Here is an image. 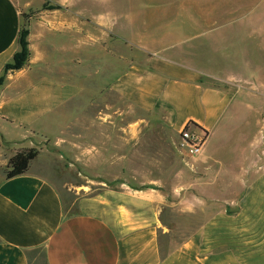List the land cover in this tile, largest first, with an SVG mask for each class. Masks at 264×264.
I'll list each match as a JSON object with an SVG mask.
<instances>
[{
    "label": "crops",
    "instance_id": "crops-1",
    "mask_svg": "<svg viewBox=\"0 0 264 264\" xmlns=\"http://www.w3.org/2000/svg\"><path fill=\"white\" fill-rule=\"evenodd\" d=\"M144 1L0 0V264H264V139L228 164L213 151L222 118L238 115L234 92L205 84L215 74L201 51L162 32ZM23 27L29 59L4 72ZM150 113L162 122L141 119ZM190 122L207 132L198 153L171 136ZM151 124L169 135L141 144ZM151 144L194 156L193 179L172 187L161 155L162 174L125 182L137 177L125 163ZM29 148L28 169L7 178ZM65 178L99 179V190L63 180L77 194L70 212L55 182ZM163 207L204 217L166 248Z\"/></svg>",
    "mask_w": 264,
    "mask_h": 264
},
{
    "label": "rangeland",
    "instance_id": "rangeland-1",
    "mask_svg": "<svg viewBox=\"0 0 264 264\" xmlns=\"http://www.w3.org/2000/svg\"><path fill=\"white\" fill-rule=\"evenodd\" d=\"M138 4L144 9L148 6L147 10L157 11V16L163 17L156 19L160 20L157 26L162 32L174 33L180 39L186 38L182 43L184 48L201 51L205 70L215 74L205 79V84L234 92L233 107L238 108V115L231 117L227 112L216 129L217 133L212 135L211 147L227 164L234 154L241 158L242 146L253 139H264V0H152ZM175 39L173 37L172 41ZM115 101L109 98V102ZM123 106L126 108L127 103L123 102ZM132 115L125 114L124 121H131ZM140 117L147 122L157 123L162 122L164 114H141ZM226 124L228 127H225ZM163 135L168 136L169 132L160 126H144L140 143H157V139ZM171 136L182 144L180 131L172 130ZM162 148L152 144L149 149L141 146L140 159L125 163V169L126 166L131 168L137 177L123 180L138 183L149 180L148 175L162 174L159 170L163 160L161 155H165ZM164 157L169 160L172 169L170 176L166 177L172 187H179L185 180L193 179L195 169L187 160L194 159V156L182 151L176 153L173 149ZM63 180L86 185L82 194L99 190V179H55L65 208L70 212L76 210L77 194L68 190ZM160 213L169 226V232L161 238L166 248L174 246L194 230L204 217L170 207H163Z\"/></svg>",
    "mask_w": 264,
    "mask_h": 264
},
{
    "label": "trees",
    "instance_id": "trees-1",
    "mask_svg": "<svg viewBox=\"0 0 264 264\" xmlns=\"http://www.w3.org/2000/svg\"><path fill=\"white\" fill-rule=\"evenodd\" d=\"M27 36L28 30L25 27L21 28L18 37L19 49L14 53L12 60L5 64L4 72H7L8 70H19L26 65L30 55ZM2 80L3 76L0 77V84ZM190 123L193 126H197L193 122ZM37 154L38 150L35 148L17 151L9 158V169L6 171V177L10 178L24 173L28 169L30 161L33 160L37 156Z\"/></svg>",
    "mask_w": 264,
    "mask_h": 264
},
{
    "label": "built area",
    "instance_id": "built-area-1",
    "mask_svg": "<svg viewBox=\"0 0 264 264\" xmlns=\"http://www.w3.org/2000/svg\"><path fill=\"white\" fill-rule=\"evenodd\" d=\"M180 137L182 144L188 147L190 153H198L207 139V133L188 123L180 131Z\"/></svg>",
    "mask_w": 264,
    "mask_h": 264
}]
</instances>
